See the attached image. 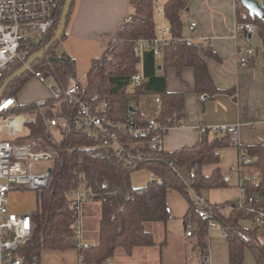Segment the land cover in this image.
<instances>
[{
	"label": "trees",
	"instance_id": "1",
	"mask_svg": "<svg viewBox=\"0 0 264 264\" xmlns=\"http://www.w3.org/2000/svg\"><path fill=\"white\" fill-rule=\"evenodd\" d=\"M188 1H166L164 16L172 34L181 39L167 46L160 59L150 51L144 53L145 79L132 94L128 92L129 81L136 72L139 61L135 40L155 35L154 0H138L130 20H124L120 24L117 31L108 38L102 56L92 61L83 83V99L96 104L106 102V113L114 120L127 123L144 122L137 110L129 108L136 94L158 95L162 106L160 123L172 127L183 116V94L167 90L166 77L159 73V65L162 68L174 67L178 72L183 67L190 66L194 70L196 90L214 92L206 62L199 53L200 44L183 38L181 13L187 7ZM73 4L74 0L67 21ZM240 10L246 11L243 5L237 7V13ZM239 19L258 24L257 33L264 45V17H252L246 11V16ZM55 29L56 26L44 38H26L20 46V52L24 54L22 61L12 62L5 70L3 79L48 42ZM65 37L64 30L60 40L43 57L35 59L30 65L32 70L48 69L54 80L62 86L67 85L68 77L74 75L75 70V60L66 53L58 54L56 51L57 44ZM31 78L34 77L28 69L8 85L3 96L17 99V91ZM46 106L47 115L60 114L67 108L65 103L58 104L53 98L47 99ZM35 107V103H19L12 111L24 113L34 110ZM43 133L40 116L35 123L26 124L25 138H37L44 147H51L44 140ZM125 140L132 141L134 138L128 136ZM230 143L226 134L212 136L208 132L200 133V139L192 146L173 152H154L153 160L133 165L125 164L113 150L101 146L96 137L80 130H72L61 139L58 146L55 145L57 155L53 178L45 189L36 194V208L31 212L34 222L32 236L17 252L18 256L24 257L25 264H32L42 250L75 248L73 213L65 192L77 186L82 175L86 178V187L97 194L95 200H99L101 205L97 240L87 247L81 246L77 249L83 257L82 264H108L119 249L130 255L135 247L155 245L153 234L147 230L146 224L164 223L170 218L166 202L170 190H177L187 199L188 209L183 220L186 226L192 225L197 238L196 245L204 252L208 247L207 223L200 217L201 206L193 201L177 170L184 166L194 170L191 188L198 195L208 188L224 186L225 180L219 168L213 169L210 175H204L202 169L206 164L218 163L220 155L217 148ZM240 155L251 157L252 163L245 167V171L254 175L251 181H241L244 186V207H240L236 201H227L213 205V213L227 233L228 264H242L246 251L251 253L256 264H264V242L257 236L259 226L254 221L256 213L250 210L264 209V143L241 147ZM169 162L173 165L170 166ZM139 168L147 169L154 179L143 186L134 187L130 183V172ZM243 221H248L251 225H244Z\"/></svg>",
	"mask_w": 264,
	"mask_h": 264
},
{
	"label": "crops",
	"instance_id": "2",
	"mask_svg": "<svg viewBox=\"0 0 264 264\" xmlns=\"http://www.w3.org/2000/svg\"><path fill=\"white\" fill-rule=\"evenodd\" d=\"M238 1L189 0L181 13L183 36L192 34L191 41L200 44L199 53L206 62L214 92L196 90L195 74L190 66L183 67L179 72L174 67L158 69L166 77L167 90L183 94V116L179 121L181 125L171 127L164 133V151L173 152L194 145L200 139L198 125L239 126L236 143L217 148L220 161L206 164L202 169L204 175H210L215 168L220 169L225 180L224 186L229 189L226 193H230L225 198L233 197L231 201L241 197V174L237 171L240 148L264 143V45L257 31L243 36L235 34L237 7L242 5H238ZM137 2L138 0H74L65 28L66 37L63 39L67 50L57 53H66L75 63L83 60L90 69L92 61L104 53L108 38L131 15ZM190 21L197 24L195 33L191 34L187 28ZM204 39L209 41L204 45L208 46L207 49L202 45ZM247 46H251L254 53L247 64L238 65V58ZM36 95L38 99L31 103L47 100L49 96ZM132 103L134 104V100ZM213 135L222 136L223 133ZM231 189L235 191L232 192ZM20 192L14 190L9 193V207L34 211L36 207L32 209L31 202L17 203L14 197ZM98 201L91 198L82 205V240L88 243L97 240V219L100 217ZM166 202L170 218L164 223L152 222L146 226L152 232L156 244L135 247L130 255L119 249L110 259V264H204L201 260L203 252L196 245L195 234L186 235L188 225L184 223L183 217L188 209L187 199L177 190H170ZM244 224L251 225L247 221ZM258 226V239L264 242V222ZM207 234V264H228V241L222 236L221 227L207 230ZM36 264L82 263L78 260V250L67 248L42 250ZM242 264H256L249 251L245 252Z\"/></svg>",
	"mask_w": 264,
	"mask_h": 264
},
{
	"label": "built area",
	"instance_id": "3",
	"mask_svg": "<svg viewBox=\"0 0 264 264\" xmlns=\"http://www.w3.org/2000/svg\"><path fill=\"white\" fill-rule=\"evenodd\" d=\"M64 1L0 0V86L8 66L15 60L22 61L23 59L24 54L20 52L22 42L26 38H44L57 24ZM238 5H240L239 1ZM157 13L164 15V10L159 8ZM245 16L246 11L240 10L234 24V32L240 36L259 29L255 22L239 19ZM130 18L128 16L125 21ZM187 28L190 34L195 33L196 22L190 21ZM192 37V34L183 36L189 41ZM179 39L181 38L172 34L170 25L166 22L155 24L154 36L135 40L139 61L136 72L130 77L128 92L133 94L135 88L140 86L145 79L144 53L150 51L157 59H160L165 48ZM207 43H209L208 39H204L202 45ZM253 53L254 49L247 46L238 58V65L247 64ZM29 70L40 83H44L47 77L51 76V71L48 69L32 70L29 68ZM83 93L82 81L75 75L68 77L66 86L57 83V86L51 88V98L55 99L58 104L65 103L67 108L65 112L55 115H47V100L36 102V107L32 111L15 113L12 110L18 107V100L15 97H4L3 95L0 97V264H25L24 257L18 256L17 252L30 240L34 228L31 212L23 208L12 210L9 207V193L14 190H29L37 194L45 189L53 178L57 155L56 146L72 130H80L96 137L101 146L113 150L125 164L138 165L153 160L154 152L164 151L163 136L171 127L160 123L162 106L158 95L136 94L133 97L134 104L131 106L139 112L144 122L121 123L106 113V102L91 103L83 99ZM38 116L44 128L43 138L51 144V147H44L42 141L37 138H25L26 124L35 123ZM180 125L178 122L172 127ZM197 130L200 133L208 132L211 135L226 134L231 143H236L239 134V126L235 124L198 125ZM55 132L58 133L56 138ZM128 136L133 137L134 140L126 141L125 137ZM39 162H48V164L47 166L37 165ZM251 163V157L240 155L237 171L241 174L239 184L241 197L236 200L240 207H244L242 201L244 186L241 181L254 179V175L245 171V167ZM169 164L173 165L172 162ZM194 176V170L190 169V178L193 179ZM149 179L153 180L154 176L151 175ZM86 185V178L82 175L78 185L65 192L73 213V238L76 249L90 245L82 240L81 210L82 205L89 199L95 198L97 194ZM192 199L202 208L200 217L206 221L207 230L220 226L222 236L226 237V230L214 217V206L198 194ZM250 210L256 213L254 220L256 224L264 222V209L250 208ZM186 235H194L192 225L187 226ZM82 259V255L78 253V260L81 262ZM201 260L204 264L208 263L209 258L206 251L202 253ZM32 264H36V259Z\"/></svg>",
	"mask_w": 264,
	"mask_h": 264
},
{
	"label": "rangeland",
	"instance_id": "4",
	"mask_svg": "<svg viewBox=\"0 0 264 264\" xmlns=\"http://www.w3.org/2000/svg\"><path fill=\"white\" fill-rule=\"evenodd\" d=\"M166 1L167 0H154L153 20H154L155 24H164L167 22L163 13H161V14L157 13V10L159 8L164 9V5H165ZM119 26H118V28H119ZM42 41L44 42V39ZM64 50H67V47H66L64 40H62L57 44L56 51L58 53H60V52H63ZM76 63H77V67H76ZM76 63H75V70H74L75 76H76V78L80 79L82 81V83H84V81H85L84 75H85V73H87V69H89V68H87L86 64H84L83 60H79ZM54 86H57V83L55 82V80L52 76H48L44 83L37 82L34 78H31L17 91L16 97H17L18 102H20L21 105H27V103H31V101L35 102L36 99H38L36 97L37 96L36 94H38V97L41 96L40 94H42V97L46 96L48 94L49 95L48 99H49L52 96L51 88ZM46 109H47V107H46ZM43 135H44V133H43ZM54 135H55V138L58 137L57 132H55ZM47 164H48V162L37 163V165H43V166H47ZM177 172H178L181 180L187 185V189L189 191V194H190L191 198H193L196 195V193L191 188L192 179L190 178L189 168L188 167H182V168H179L177 170ZM150 177H151V175H150L149 171H147V169H145V168L135 169V170H132L130 172V183L134 187L143 186V185L147 184L148 181H150V179H149ZM231 191L234 192L235 189H231ZM226 192H229V189L226 188V186L212 187V188H208V189L202 191L200 195L204 199H206L210 205H215V204H221V203H224L227 201L229 202V201L234 199L233 197L230 199L225 198L227 195L230 194V193H226ZM20 193L21 194H15V197H14L18 201L17 202L18 204L23 203V202H31L30 207H32V209L36 207V193L35 192L25 190V191H21ZM98 203L100 204V201H98ZM100 206L101 205H99V208H100ZM12 210H15V209H12ZM98 219H97V229H98ZM243 223H245V221H243ZM247 223H249V222L247 221ZM149 224H151V223H147L146 226H148Z\"/></svg>",
	"mask_w": 264,
	"mask_h": 264
},
{
	"label": "water",
	"instance_id": "5",
	"mask_svg": "<svg viewBox=\"0 0 264 264\" xmlns=\"http://www.w3.org/2000/svg\"><path fill=\"white\" fill-rule=\"evenodd\" d=\"M240 3L245 7V9L248 11V14L252 17H258L262 18L264 17V0H239ZM72 5V0H65L64 5L62 8L61 15L59 17V20L56 24V29L54 31L53 36L50 38V40L46 43H44L41 48L35 52H33L23 63L22 65L15 69L11 74H9L2 82L0 86V97L3 95L5 89L8 87V85L18 76L25 73L29 68L32 62L40 57H43L47 51L55 44L57 43L65 28H66V22H67V16L70 11ZM161 66H158V69H160ZM131 110H134L133 106L129 107Z\"/></svg>",
	"mask_w": 264,
	"mask_h": 264
}]
</instances>
